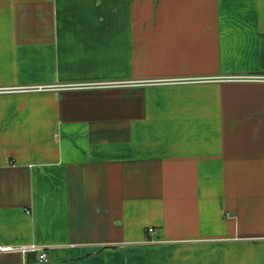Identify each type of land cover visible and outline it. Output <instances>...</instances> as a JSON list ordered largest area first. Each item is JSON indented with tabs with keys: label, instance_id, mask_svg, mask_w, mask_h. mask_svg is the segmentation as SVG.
<instances>
[{
	"label": "crops",
	"instance_id": "obj_1",
	"mask_svg": "<svg viewBox=\"0 0 264 264\" xmlns=\"http://www.w3.org/2000/svg\"><path fill=\"white\" fill-rule=\"evenodd\" d=\"M252 76L264 0H0V264H264Z\"/></svg>",
	"mask_w": 264,
	"mask_h": 264
},
{
	"label": "built area",
	"instance_id": "obj_2",
	"mask_svg": "<svg viewBox=\"0 0 264 264\" xmlns=\"http://www.w3.org/2000/svg\"><path fill=\"white\" fill-rule=\"evenodd\" d=\"M228 82H252V81H261L264 82V77H237V78H227L225 79ZM47 87H29L28 89H21L23 92H43L44 90H47ZM149 235L152 236L155 234V230L152 228L148 231ZM3 251H16V252H21L22 254H26L29 252L37 251L39 252L40 256V262L44 263L47 262L48 256L43 248H40L36 245L33 244V246H21L18 247L17 249H12V248H6V249H0V252Z\"/></svg>",
	"mask_w": 264,
	"mask_h": 264
}]
</instances>
